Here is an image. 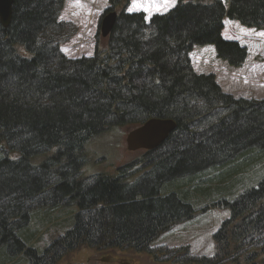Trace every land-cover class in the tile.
<instances>
[{
  "label": "trees",
  "instance_id": "1",
  "mask_svg": "<svg viewBox=\"0 0 264 264\" xmlns=\"http://www.w3.org/2000/svg\"><path fill=\"white\" fill-rule=\"evenodd\" d=\"M62 2L13 0L0 24V264H56L78 247L152 254L162 232L191 219L192 198L230 215L212 256L184 247L171 259L264 264V177L243 181L264 174V99L221 91L189 56L212 45L217 59L240 67L246 49L223 39V18L264 30V0H177L147 22L122 7L106 49L77 59L60 50L70 35L58 20ZM151 118L176 123L162 144L115 177L84 176L92 138ZM230 186L236 198L211 196ZM49 225L66 231L40 250Z\"/></svg>",
  "mask_w": 264,
  "mask_h": 264
},
{
  "label": "rangeland",
  "instance_id": "2",
  "mask_svg": "<svg viewBox=\"0 0 264 264\" xmlns=\"http://www.w3.org/2000/svg\"><path fill=\"white\" fill-rule=\"evenodd\" d=\"M125 1L127 5L123 6ZM176 1L169 0L167 6L161 7L159 11L153 8L146 12L143 7H133L134 0H117L112 6L110 0H63L58 20L69 24L70 27L66 30L70 35L60 44V50L68 58L77 59V57L91 56L95 46L100 50L106 49L107 37L101 36L99 22L110 8L118 14L122 7L130 13L141 11L147 22L151 15L168 11ZM221 1L225 6L227 5V0ZM139 2L143 4L147 0H139ZM152 2L163 5V0H152ZM224 19L221 35L225 40L236 41L240 46L245 47L246 57L243 63L240 67H230L216 58L212 45H196L189 53L191 66L195 73H212L220 90L234 98L264 99V35H260L264 30L247 28L236 21ZM134 127L136 125L115 126L92 138L85 147L87 164L83 167L84 176L102 174L115 177L118 167L136 160L140 151L127 150L125 142L128 131ZM245 176L244 185L249 186L251 183L249 180H260L264 174L260 169L254 177L250 175L245 179ZM213 188L211 196L217 193L220 195L219 198L227 200L237 196V194L231 196L234 186L222 190L219 188L218 192ZM239 192L241 190L237 191ZM213 197L217 198V196ZM192 200L196 201L193 205L196 210L191 219L170 226L162 232L149 245L152 254L135 253L129 249L96 250L78 247L63 256L56 264H179L175 257L171 259L173 256H169L168 253L174 250L180 251L184 247H188L189 256H212L216 250L215 232L223 220L229 217L230 209L218 205L212 207L205 200H200L201 202L193 198ZM55 228L57 227L49 225L41 232V236L37 238L38 245L41 246L40 250L48 247L53 239L66 231ZM262 253L264 250L261 247L257 248L258 260L263 257ZM26 264H28L27 260ZM239 264L245 263L242 261Z\"/></svg>",
  "mask_w": 264,
  "mask_h": 264
},
{
  "label": "water",
  "instance_id": "3",
  "mask_svg": "<svg viewBox=\"0 0 264 264\" xmlns=\"http://www.w3.org/2000/svg\"><path fill=\"white\" fill-rule=\"evenodd\" d=\"M12 1L0 0V24L3 27L11 18ZM117 16V12L111 8L104 13L99 22L101 36H108ZM175 125L176 123L171 119L151 118L128 131L125 138L126 148L130 151L152 150L164 142V139L175 129Z\"/></svg>",
  "mask_w": 264,
  "mask_h": 264
},
{
  "label": "snow or ice",
  "instance_id": "4",
  "mask_svg": "<svg viewBox=\"0 0 264 264\" xmlns=\"http://www.w3.org/2000/svg\"><path fill=\"white\" fill-rule=\"evenodd\" d=\"M168 3L169 0H163V5L154 3L152 2V0H147L146 3L141 4L139 0H134L133 7H143L146 12L150 11L153 8L159 11L161 7L167 6ZM129 10L131 11V8ZM260 35H264V33H260Z\"/></svg>",
  "mask_w": 264,
  "mask_h": 264
}]
</instances>
